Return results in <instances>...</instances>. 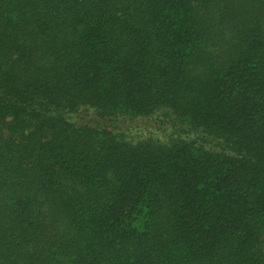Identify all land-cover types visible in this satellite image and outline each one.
I'll list each match as a JSON object with an SVG mask.
<instances>
[{
    "label": "trees",
    "instance_id": "16d2710c",
    "mask_svg": "<svg viewBox=\"0 0 264 264\" xmlns=\"http://www.w3.org/2000/svg\"><path fill=\"white\" fill-rule=\"evenodd\" d=\"M0 264H264V0H0Z\"/></svg>",
    "mask_w": 264,
    "mask_h": 264
}]
</instances>
